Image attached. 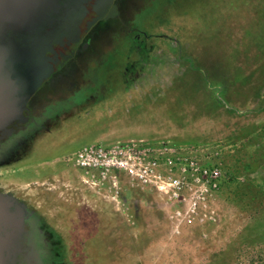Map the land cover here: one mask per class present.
I'll return each instance as SVG.
<instances>
[{
    "label": "rangeland",
    "instance_id": "1",
    "mask_svg": "<svg viewBox=\"0 0 264 264\" xmlns=\"http://www.w3.org/2000/svg\"><path fill=\"white\" fill-rule=\"evenodd\" d=\"M132 1L133 34L143 43L115 34L117 13L104 12L110 35L80 51L81 62L61 68L53 89H41L35 102L40 98L46 120L0 154V200L23 213L25 235L29 217L36 219L43 239L33 242L28 258L33 264H264V0H165L156 7ZM71 80L76 87L69 88ZM53 90L59 103L47 109ZM138 138L202 164L221 162L224 178L190 209L127 183L134 190L131 222L123 212L118 222H76L87 215L105 220L110 203L84 194L76 179V199L68 201L58 177L78 171L70 156L84 145Z\"/></svg>",
    "mask_w": 264,
    "mask_h": 264
},
{
    "label": "water",
    "instance_id": "2",
    "mask_svg": "<svg viewBox=\"0 0 264 264\" xmlns=\"http://www.w3.org/2000/svg\"><path fill=\"white\" fill-rule=\"evenodd\" d=\"M95 0H0V132L26 120L38 88L71 56ZM24 215L0 200V264H18Z\"/></svg>",
    "mask_w": 264,
    "mask_h": 264
},
{
    "label": "built area",
    "instance_id": "3",
    "mask_svg": "<svg viewBox=\"0 0 264 264\" xmlns=\"http://www.w3.org/2000/svg\"><path fill=\"white\" fill-rule=\"evenodd\" d=\"M69 161L77 170L92 174L93 186H108L114 198L126 181L167 196L173 205L186 203L189 209L203 195L217 189L224 178L221 162L202 164L174 147L144 139L84 145ZM187 192L188 198L184 197ZM175 215L180 216V211Z\"/></svg>",
    "mask_w": 264,
    "mask_h": 264
},
{
    "label": "flooded vegetation",
    "instance_id": "4",
    "mask_svg": "<svg viewBox=\"0 0 264 264\" xmlns=\"http://www.w3.org/2000/svg\"><path fill=\"white\" fill-rule=\"evenodd\" d=\"M131 1L132 0H95L91 6L92 9L89 10L86 14V15H91L92 13H95V15L93 17H91V21L88 24V28L84 33L85 36H84L83 40L81 42L77 43L78 46H77V49L74 51V53L69 57L68 56L63 57V60H65V61L61 64V66H59L60 65L59 64L56 67L59 66L61 69L65 65H68L69 62H72L74 60H77V62H79V61L81 62L82 60H79V58H77V54L80 51L88 50V48L91 47L92 45L94 47H96L97 45L100 46L103 43V38H104L103 36H105L106 33L109 34V32L111 31L110 30L111 26L102 18V15L104 12H106L107 10H109L111 8L114 9V12L117 13V18L121 22L120 23L121 26L118 25L120 27H119V30H117V32L115 34L119 35V33L121 32V35L124 34V37L134 38L135 40L133 41V43L136 44L135 46H139L141 43H143L142 41H140L139 35L135 36L133 34V32L135 31V26H134V21L132 22V18H133L132 17L133 16L132 7L135 5L136 2L132 1V4H130ZM136 1H137V6L142 4V3H140V1L142 2V0H136ZM163 1H165V0H151L150 1L151 2L150 7H153V6L156 7L159 3H161V2L163 3ZM133 3H134V5H133ZM143 5L145 6V4H143ZM128 6H130V7L128 8ZM116 7H117V9H116ZM145 9L146 8L136 12V14H137L136 17L138 15H140L142 13V11H144ZM129 11H131V12L129 13ZM124 18H126L127 20L126 19L123 20ZM120 28L122 29V31ZM90 35H91V40L89 39ZM91 43H93V44L91 45ZM113 47H115V45L112 43L111 48H113ZM60 69L56 70L49 77V79H48L49 81L47 82V86L48 85L50 86L49 88L53 89L54 85L56 84L57 79H62L61 78L62 75L56 77L55 79L53 78L54 76L58 75V72ZM77 83H78L77 80L69 81V88L76 87ZM52 84H53V86H51ZM80 89H82V87H80ZM37 94L38 93L35 92L32 96L33 98H31L29 101L30 104L28 103V111L25 112V115L27 117L26 120L25 121H15L13 124H11L9 129L5 132V134L8 138L4 143L0 142V154L3 153L5 150L6 151L9 150L8 152L13 150L15 148V145L14 146L11 145V142L13 139L16 142V140H18L19 138H21L23 136H27L29 133L33 132L35 127H38L41 124L40 123L41 121L44 122L46 120L45 118H46L47 111H45V113L43 112V109L41 111V107H43L44 105L40 107V98H38L37 101L35 102ZM50 94H54V90L47 92L46 104L52 103V104L46 105L47 109L48 108H50V109L54 108L56 106V103H59V102L54 101L51 98L53 95H50ZM12 128L13 129L15 128V130L16 129L17 130L15 132H12ZM36 221L37 220L32 218V217L31 218L29 217V219L27 220V222H29L28 226H29L30 230L27 231V235L24 236V239L22 241L21 251L17 257L18 264H33L32 261L28 258L29 249H30V247L33 246V242H34V244H38V243L42 244V242H43V239H40L38 236L37 228H35V222ZM46 241H45V245H47V248H48V245H49V243L51 245V242L50 241L46 242ZM56 262L54 264H56ZM39 264H53V263L52 262L51 263H49V262L40 263L39 262Z\"/></svg>",
    "mask_w": 264,
    "mask_h": 264
},
{
    "label": "crops",
    "instance_id": "5",
    "mask_svg": "<svg viewBox=\"0 0 264 264\" xmlns=\"http://www.w3.org/2000/svg\"><path fill=\"white\" fill-rule=\"evenodd\" d=\"M138 139H142V138H138ZM133 140V139H131ZM119 141H123V140H119ZM128 141V140H125ZM118 142V141H115ZM113 142V143H115ZM113 143H109V144H113ZM109 144H103L102 145H109ZM90 145V144H88ZM80 150V149H79ZM27 169V168H26ZM39 171H36V173H38ZM64 172L62 176L58 177L60 180L61 185H65L66 189H68V195H69V200H75L76 198L73 196L75 190H77V183L80 184V189L82 191H84V194L93 192L95 194V196L98 195V197L105 198L109 201V207L106 209V219L103 220L102 216H100V218L98 217V219L95 218H91L90 215L85 216L84 218L80 219L77 218L76 222H118V212H123L125 214H127L125 217V221L126 222H131L132 221V212L134 210L135 206H132L131 204V196L134 195V190L132 188H130L127 185V182L125 181L122 185V189L120 191V193L118 194V197L114 198V194L112 192H110V189L108 186H93L91 183L92 180H94L92 178V174L91 173H85L83 171H77L76 174H72L69 170L68 171H62ZM52 179H57V174H54V170L52 171ZM78 180V182L75 184V182H73V180ZM97 179V178H96ZM86 181H88V183H86ZM53 186H51L52 188L49 189H55L54 187V183H52ZM79 188V186H78ZM97 193V194H96ZM61 194H65L64 189H62ZM94 196V197H95ZM75 199H74V198ZM100 199V200H101ZM124 199V202L122 203V200ZM144 204L143 201V197L141 198V205ZM79 207L81 206V204H78ZM63 208V207H62ZM103 207L101 206L100 210H102ZM75 210H68V217H70V220H72L71 216L74 214ZM105 214V213H104ZM103 215V214H102ZM75 220V219H73Z\"/></svg>",
    "mask_w": 264,
    "mask_h": 264
},
{
    "label": "trees",
    "instance_id": "6",
    "mask_svg": "<svg viewBox=\"0 0 264 264\" xmlns=\"http://www.w3.org/2000/svg\"><path fill=\"white\" fill-rule=\"evenodd\" d=\"M59 66H61V64L59 65ZM56 67V69L58 70V69H60V67ZM49 80H47V81H45L39 88H38V90L36 91L37 93H39L40 91H41V89L45 86V85H47V82H48ZM33 98V97H32ZM30 104V103H29ZM1 133H4V132H1Z\"/></svg>",
    "mask_w": 264,
    "mask_h": 264
}]
</instances>
